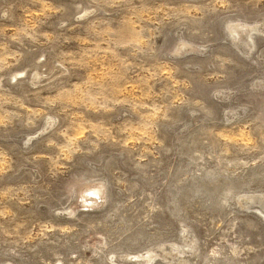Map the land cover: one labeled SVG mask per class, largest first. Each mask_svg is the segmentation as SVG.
I'll use <instances>...</instances> for the list:
<instances>
[{
    "label": "rangeland",
    "instance_id": "rangeland-1",
    "mask_svg": "<svg viewBox=\"0 0 264 264\" xmlns=\"http://www.w3.org/2000/svg\"><path fill=\"white\" fill-rule=\"evenodd\" d=\"M0 264H264V0H0Z\"/></svg>",
    "mask_w": 264,
    "mask_h": 264
}]
</instances>
